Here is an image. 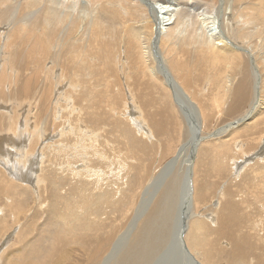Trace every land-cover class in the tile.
Listing matches in <instances>:
<instances>
[{
    "label": "bare ground",
    "instance_id": "1",
    "mask_svg": "<svg viewBox=\"0 0 264 264\" xmlns=\"http://www.w3.org/2000/svg\"><path fill=\"white\" fill-rule=\"evenodd\" d=\"M243 1L0 0L3 12V16L0 15V264H264V217L247 220L232 217L237 216V206L242 201L235 200L231 189V183H237L248 165L254 164L256 160H264V144L263 147L259 144L261 147L259 151L255 149L252 159L232 156L234 171L231 172L229 187L221 183L217 189L218 184H212L202 177L205 172H197L203 151L213 152L214 148L226 151L234 146L237 150L243 149V143L232 146L225 137L233 135L243 126L245 128L246 124L249 126L260 114H264L263 70H259L262 65L256 50H253L257 48L252 49L240 42L245 39L248 42L259 41L261 38L264 0H253L247 5ZM74 6L89 8L86 9L89 12L92 10L90 8L104 10L120 19L121 26H106L99 17L101 15H96L100 20L92 19L96 10L91 12L94 13L92 16L89 13V17L81 14L79 9L76 12ZM238 21L239 24H236ZM255 28L260 29L255 31ZM117 33L119 36L123 34V41L128 44L127 62L136 69L134 75L122 76L118 72L123 79L116 74L117 63H113L117 59L115 53L119 39V36L117 39L113 36L116 37ZM49 42L61 43L66 55L64 64H61V73L57 75L55 59L46 63L38 49L23 56L27 51L44 47ZM68 45L71 46L66 47ZM131 47L135 50H131L130 54ZM258 55L264 58V50ZM54 56L59 58L60 52L56 51ZM192 60H199L201 63H197V67L204 70L213 60L225 64L227 82L223 80L224 75L216 71L218 74L214 78L216 89L213 97L206 98V94L202 96L198 92L199 87L193 86L191 72L197 67L194 69L195 62L192 65ZM239 61L248 63L245 69L251 70L253 78L249 107L238 119L225 122L217 126L218 129L207 133L208 118L218 114L216 108L221 109L227 95L236 100L243 97L242 101L249 97L244 75L238 87L233 88L230 86L232 83H228L234 77L230 68ZM87 69L88 74L83 76L82 72ZM62 76L70 78L71 88L67 90L76 99L91 103L87 106L84 102L87 112L79 110L81 120L72 114L75 119L73 122L81 125L80 122L86 123L84 130H87V135L84 133V139H80L85 143L89 140L96 144L101 140L99 138L107 124L116 129V114H120L118 118L121 120L126 117L123 109L130 114L131 124L134 121V124L140 122L145 125L143 119L134 116L130 109L134 106V111L143 108L146 112L147 108L161 104L158 97L162 94L163 104L168 103L173 112L170 117L172 123L179 125V128L184 123L187 125V138L180 141L178 146L174 143L179 141L173 137L164 141L161 152L163 154L166 150L172 158L164 165L161 164V158L160 161L159 158L153 161L155 167L152 168L141 201L126 231L121 232L118 238L115 232L103 233V237L95 236V232L99 231L97 225L108 226L112 214L124 203V200L117 201V167L114 160H109L115 164L113 166L105 164L108 162L107 156L100 146L93 145L92 149H88L84 142L79 141L82 135L79 137L78 133L83 131H78L79 124L76 130L72 126L68 129L61 126L64 122L60 125L55 120L58 133L54 135L53 127L51 135L50 131L46 132L49 130V126L46 127L48 122L46 125L41 122L39 131L35 130L34 126L40 119L33 116V110L36 108L34 114L38 115L40 112H49L50 118L56 112L53 110L57 104L61 103L59 99H64L59 96L57 102L54 96L55 91L62 95L59 85L64 86L63 81L66 80ZM134 76L140 78V82L134 84L131 79L136 78ZM54 78H58V81ZM115 82L116 98L115 95H109V90L112 93L113 89H107V96L102 87L96 88V85L103 83L105 88H112L116 86ZM58 88L61 90L57 91ZM202 90L205 91L204 88ZM22 98L25 101L31 99L28 100L30 105L32 102L35 107L27 106L34 109H30L32 112L29 110L30 118L24 116V124L19 125L20 114L23 113L20 108L22 100L19 99ZM137 101L140 105H135ZM148 112L147 122L153 124L156 134L162 133V126L154 121H158L160 113L154 112L153 117L152 112ZM23 114L27 115V112ZM69 115L67 125L72 123ZM159 121L163 122L164 118L163 121L159 118ZM142 124L139 131L145 127ZM43 128L48 129L45 131ZM120 130L129 133L127 128ZM89 132L91 135H88ZM149 132L145 130V133ZM37 136L40 144L36 142ZM125 137L132 139L129 135ZM190 140H193L190 149L193 152L184 154L182 159L181 151ZM8 141L12 143V148L7 145L6 150L1 149ZM206 141L210 144L207 147V144L204 145ZM77 161L79 163L76 164ZM226 162L222 160L221 164ZM110 166H115V169ZM257 170L264 172V167ZM104 202L109 204L105 205ZM222 203L224 205L217 217L216 210ZM251 212L255 213L253 210ZM75 248L83 251L85 257L80 256L78 259L74 255Z\"/></svg>",
    "mask_w": 264,
    "mask_h": 264
},
{
    "label": "rangeland",
    "instance_id": "2",
    "mask_svg": "<svg viewBox=\"0 0 264 264\" xmlns=\"http://www.w3.org/2000/svg\"><path fill=\"white\" fill-rule=\"evenodd\" d=\"M246 0H244L243 1V3H244V5H247V4H249L250 2H252L253 0H247L246 2H245ZM75 7L76 6H74V9H75ZM78 7V6H77ZM76 7V9H75V11L76 12H79L78 11V9L80 10V12H82L81 14H86V15H90L91 14V16H92V19L94 18H96L97 20H100L99 18H97L99 15H101V16H99L100 18H102L101 20H103L104 21V24L106 25V26H110V24H111V26H117V25H119V26H121V21H120V19H117V18H115V17H113L112 15H110L109 13H107L106 11H104V10H100V9H93V8H90V12L89 11H86V9L88 10L89 8H84V9H80L79 7L77 8ZM173 8H176V9H179L177 6H174ZM217 8H215V10H216ZM82 10V11H81ZM86 11V13H85V11ZM94 10H96V11H94ZM230 10V9H229ZM84 11V12H83ZM94 11V13H91V12H93ZM98 11H101V12H98ZM88 12V13H87ZM90 13V14H89ZM107 14V15H106ZM0 15H2L3 16V12H2V8L0 7ZM96 15H98L97 17H96ZM109 15V17L107 18V16ZM91 16H89V17H91ZM110 16H111V19H110ZM233 16V15H232ZM104 17V18H103ZM106 18V19H105ZM105 19V20H104ZM112 19H114L113 21L115 22V24H113L112 25V23H114L113 21H112ZM116 19V20H115ZM110 20V21H109ZM107 21V22H106ZM112 22V23H111ZM143 22V21H142ZM106 23H108V24H106ZM119 23V24H118ZM2 23H0V25H1ZM236 24H239V21L238 22H236ZM2 27V26H1ZM0 27V28H1ZM260 28H255L254 30L255 31H257V30H259ZM125 31V30H124ZM123 32V31H122ZM121 32V33H122ZM262 35H261V38H259L258 40L259 41H255V40H253L252 42L251 41H249L248 42V39H245V40H243V41H240L241 43H245V46L247 45V47H250V48H257V49H253L254 51H255V53H257V58H259V61L261 62H259L261 65H259V66H261L260 67V69L259 70H263V73L261 74L262 75V81L264 80V58L263 57H259V53L260 52H262L263 50H264V29L262 30ZM124 33V32H123ZM123 35V34H122ZM122 35H120L119 36V33H117V35H116V37L115 36H113L114 37V39H117L118 37L117 36H119V39H117V48H116V53H115V56H116V61H115V59H114V61H113V63H117L116 65L118 66H115V69H116V67H117V71H116V74L118 73V72H120V74H122V76H125L126 74L127 75H134L135 74V68H133L134 66L133 65H131V64H129L127 61H128V44H127V42H125L124 43V39L125 38H123V36ZM122 36V37H121ZM112 37V38H113ZM122 39V40H121ZM124 40V41H123ZM145 40H144V38H143V42H144ZM244 41H246V42H244ZM259 42V43H258ZM127 44V45H126ZM71 45H68V46H66V47H70ZM121 46V47H120ZM262 47H263V49H262ZM120 48H122V50H119L118 51V49H120ZM36 49H38L39 51H40V53L42 54V56H43V58L45 59V62L47 63V62H49V61H52L53 59H55V64H56V66H55V72H56V75L57 74H59V73H61V64L63 63V61H64V59L66 58V55H65V53L63 52V46H62V44L61 43H59V42H49V43H46L45 45H44V47H36L34 50H31V51H27V53H24L23 54V56H28L31 52H34ZM126 50V51H125ZM132 50V52L135 50V49H133L132 47H131V49H129V52ZM260 50V51H259ZM48 51H49V54H48ZM56 51H59L60 52V56H59V58H56L55 56H54V53L56 52ZM117 51H118V53H117ZM120 53V54H119ZM130 54H131V52H130ZM129 54V55H130ZM98 55V53L97 52H95V56H97ZM121 55V56H120ZM126 55V57H124ZM263 55V54H262ZM262 55H260V56H262ZM95 56H93L95 59H96V57ZM118 56V57H117ZM122 57V58H121ZM118 58H119V61H118ZM263 58V59H262ZM122 59H124V61H125V63H124V61L122 62ZM101 61V60H100ZM118 61V62H117ZM193 62H192V65H193V63H194V69H195V67H197V63H199L200 61L199 60H192ZM197 61V62H196ZM129 62H130V60H129ZM101 63H102V61H101ZM131 63V62H130ZM201 63V62H200ZM64 64V63H63ZM196 64V65H195ZM221 64V65H220ZM243 64V65H242ZM245 64V65H244ZM120 66H122V67H120ZM132 66V67H131ZM246 66V67H245ZM247 66H249L248 65V63L247 62H244V61H239V62H236L231 68H230V72H231V74L234 76L233 77V79L231 80V81H229L228 83L229 84H231L232 83V85H230V86H232L233 88L235 87H238L237 86V84L241 81L240 79H241V77H243V75L245 76V78H246V87H249V89H248V91H249V94H248V96L249 97H247V100L246 101H242V99H243V97H240L239 99H241V100H239V99H237L236 100V98H234V97H228V95L224 98L225 99V101H224V103H223V105H221L222 107H221V109L220 110H218V108H220V107H218V108H216V110L217 111H219V112H217L218 114L217 115H212L210 118H208V121L206 122L207 123V126H208V128L206 129V131H207V133H210L211 131H213V130H215L216 128H217V126H219V125H223V123L225 124V122L227 123V122H231V121H233V120H236V119H238L239 117H241V115H243L244 113H245V111H246V109L249 107V104H250V101H251V97H252V94H253V90H252V87H253V78H252V75H250V71L251 70H249V68L248 69H245V68H247ZM127 67V68H126ZM133 68V69H132ZM137 68V67H136ZM198 68V70H196ZM195 70H193L191 73H193L192 74V76H193V86H196V87H199V88H197V89H199L198 90V92L203 96L204 94H206V96H204V97H206V98H211V97H213L214 96V92H215V89H216V84H214L215 83V76L218 74H216V71L217 72H219V74L220 75H224L223 76V80H224V82L226 83L227 82V80H225V71H226V68H225V64H222L219 60L218 61H215V60H213L212 62H209L207 65H206V69L204 70V68H199V67H197ZM127 69V70H126ZM119 70V71H118ZM121 70V71H120ZM55 72H54V75H55ZM262 71H260V73H261ZM77 73V72H76ZM211 73V74H210ZM229 73V72H228ZM88 74V69L86 70V71H84V72H82V75L83 76H85V75H87ZM119 74V73H118ZM117 74V75H118ZM119 74V77L121 76ZM125 74V75H124ZM194 74H195V76H194ZM202 74V75H201ZM117 75H115V77H117ZM230 74H227V76H229ZM121 76V77H122ZM197 76V77H196ZM63 78H65V76H62ZM134 77H136V78H132L131 77V79H132V82L135 84V83H137V81L138 82H140V78H138L137 76H134ZM240 77V78H239ZM62 78V81L64 80ZM124 77H122V79H123ZM198 78V79H197ZM238 78H239V80H238ZM56 81H58V78H54ZM60 79V78H59ZM66 80H64L63 81V83H65L64 84V86L63 85H59L60 83H62V81H60L59 80V82H57V84L61 87V89L60 88H58V90L57 91H59V90H61V91H63V92H66L65 94L62 92V95L60 94V93H58V92H56L55 91V94H54V96H55V99L57 100V102L60 100V104L58 103L57 105L58 106H56V108L57 107H59V109H56L55 108V110H53V111H56L55 113H53L52 114V116L49 118L48 117V114H49V112H40V114L42 115V116H39L38 114H34L35 112H36V108L33 110L32 109V107H35L34 106V104L31 102V105H30V101H28V100H31V99H26V101L22 98V99H19V101H21V103H20V108H21V110H23V113H25V112H27V115H25V114H23L22 112H21V116L22 117H20V119H19V125H23L24 124V116L25 117H28V118H30V114L31 113H29L31 110H33L34 112H33V116H35L36 117V119L38 120V119H40V120H38L37 122H38V124L36 123V125L37 126H34L35 127V130L36 129H38L37 131H39V127H41L42 126V123L43 124H45L46 125V123H47V125H46V127H48L49 128V130H47L46 128H43V129H45V131L46 132H49V135H51V133L53 132L52 131V127H53V129H54V133H53V135L54 134H56V133H58V132H56L57 130V127L55 128V126H57V124H56V122H55V120L56 121H59V123H60V125L61 124H63V122H64V124L63 125H61V126H66L68 129H70V126H72V127H74V129L76 130L77 129V127L76 126H78V122H73L75 119H74V116H80L81 115V118H82V114L80 113L79 114V112L80 111H82V112H87V110H86V105L88 106V105H91V103L89 102V104L88 103H86V101L85 100H82L83 102H81V100L79 101L78 99H76V96L75 95H73L72 93H70L68 90L71 88L70 87V82L69 81H71L70 80V78L68 77V78H65ZM69 79V80H68ZM135 79V80H134ZM138 79V80H137ZM196 79V80H195ZM200 79V80H199ZM212 79V80H211ZM213 79H214V82H213ZM68 80V81H67ZM202 80V81H201ZM211 80V81H210ZM237 80V81H236ZM249 80V81H248ZM141 81H143V80H141ZM223 82V83H224ZM236 82V83H235ZM62 83V84H63ZM72 83V82H71ZM195 83V84H194ZM205 83V84H204ZM56 84V85H57ZM143 84H144V81H143ZM204 84V86H202ZM207 84V85H206ZM228 84V85H229ZM263 84H264V81H263ZM262 84V85H263ZM105 83H103V84H98V85H96V88H97V86L99 87V88H103L104 90H103V93H105V95H107L108 96V92H107V89L109 90V89H113V92L111 93V91L109 90V95H115L116 93H117V83L115 82V87H112V88H110V87H106L105 88ZM146 86V85H145ZM214 86V87H213ZM65 87V88H64ZM69 87V88H68ZM87 88H89V87H87ZM202 88H204L205 89V91H203L202 90ZM210 88V89H209ZM63 89H65V90H63ZM68 89V90H67ZM106 89V90H105ZM67 90V91H66ZM58 95H57V94ZM100 94H102L101 92H99ZM211 93V94H210ZM67 94H70V96H72L73 95V97H71V98H74V99H71V98H69V95H67ZM262 97H263V100H264V86H263V91H262ZM65 95H67V96H65ZM201 95H200V97H201ZM208 95V96H207ZM62 97L63 96V98L65 99H59L58 97ZM65 96V97H64ZM162 96H163V94L160 96V97H158L159 99H160V101H161V104H155L154 106H151L150 108H147L148 109V111L150 110L151 112H152V116H153V113L154 112H159L160 113V116H159V118H161L162 119V121H163V118H164V121L163 122H160L159 121V118H158V121L157 120H155L154 119V121H155V123H157V124H159L160 126H162V128H163V132L161 133H158V134H156L155 132H154V126H153V124H150V123H148L147 122V116H146V114L147 113H149L148 111H146V112H144V109L142 108V109H138L137 108V110H138V112H136V111H134V106L130 109V111H131V113L132 114H134V116L136 115L137 116V118H141V119H143L142 120V122L143 123H145V125L144 124H142V125H144L145 127V129L144 128H142V130H140L139 131V127L141 126V124H140V122H137V123H135L134 124V121H131L132 122V124L130 123V114L129 113H127V110L126 109H123V111L125 112V113H123L126 117H128V118H126V117H124L122 120L121 119H119L118 117H119V115L118 114H116V116H117V128L115 129V128H112V125H106L105 126V130H104V132H102V136H100V138L99 139H101V140H98L97 142H96V144L93 142L92 143V141H89V140H87L88 142H84V140H80V139H84V135L86 134L87 135V130L85 131L84 129H86V125L84 126V124H86L85 122H84V124H83V122H80V123H82V125L81 124H79V130L78 131H81V130H83V131H81V132H77L78 134H79V137L81 136V138H79V141H81V143H83L84 144V146H86L88 149H92V147H93V145L95 146H97V147H101L102 149V151L105 153V155L107 156V160H108V162H106L105 164H110L111 166H113V165H115L116 167H117V187H118V189H117V194H116V196H117V201H119V200H124V203L123 204H121V206L122 207H120V206H118V211H116L115 212V214H112L113 216H111L112 217V219L108 222L109 224H108V226H101L100 227V225L98 224L97 225V227L99 228V231L98 232H95L96 234H95V236H101V237H103L104 235H103V233L104 234H106V232H109L108 234H110V232L113 234L114 232L116 233V235H117V237L116 238H118V236H120L122 233L121 232H125L126 231V229H127V226H128V224H129V222H130V220H131V218L133 217V215L132 214H134L135 213V209H136V207H137V205H139V203H140V201H141V197H142V195H143V191H144V189L146 188V185H147V183H148V181H149V178L151 177V174H152V172H153V169L152 168H154L155 167V164H154V162L155 161H157V158H159V161H160V158H161V161H162V165H164V163H166V161L167 160H169L170 158H172V155L170 154V153H168V152H166V150H165V152L163 151V154H162V146L164 145V141H166L167 139L169 140L171 137H173L174 139H176L177 141H179V142H177V143H174L176 146H178V144L180 143V141H184L185 140V138H187L186 137V135H187V125H185V123L183 124V126L182 127H180L179 128V125H176V124H174V123H172V121L170 120V117L173 115V112H172V110H170L169 109V106L166 104H163V102H162V100H163V98H162ZM115 98H116V95L114 96ZM59 99V100H58ZM70 99V100H69ZM67 100V101H66ZM25 101V102H24ZM28 101V102H27ZM63 101V102H62ZM77 101V102H76ZM78 101H79V103L81 102L82 103V105H79V103H78ZM23 102V103H22ZM75 102V103H74ZM86 103V105H85V103ZM138 102V101H137ZM136 102V104L135 105H140V103L138 102L137 103ZM170 102V101H169ZM234 102V103H233ZM264 102V101H263ZM29 103V104H28ZM63 103V104H62ZM78 105H77V104ZM80 103V104H81ZM23 104H25V105H23ZM33 104V105H32ZM66 108V109H64V107L62 106V105ZM72 104V105H71ZM74 104H76V105H74ZM32 106L31 108L30 107H27V106ZM66 105V106H65ZM83 105H85V107L83 106ZM229 105V106H228ZM63 108H61V107ZM158 108H157V107ZM227 106V107H226ZM234 106V107H233ZM69 107V108H68ZM71 107V108H70ZM79 107V108H78ZM81 107V108H80ZM165 107V108H164ZM263 107H264V105H263ZM76 108V109H75ZM83 108H84V110H83ZM14 109H15V107H14ZM31 109V110H30ZM68 109V110H67ZM71 109H73L74 110V113L76 112V114H74L72 111L73 110H71ZM227 111H226V110ZM16 110V109H15ZM30 110V111H29ZM40 110V109H39ZM59 110H61V112L59 111ZM78 110V111H77ZM80 110V111H79ZM156 110V111H155ZM262 110V109H261ZM62 111H66V112H62ZM67 111H69V113L67 112ZM141 111V112H140ZM163 111L165 112L166 111V113L165 114H163ZM264 111V110H263ZM32 112V111H31ZM171 112V113H170ZM64 113H66V115L64 114ZM47 114V115H46ZM55 114H56V119H55ZM62 114H64V115H62ZM68 114H70L69 116V118H70V120H71V124L70 125H67L69 122L68 121H66V119H67V117H68ZM74 116H73V115ZM79 114V115H78ZM37 115V116H36ZM44 115V116H43ZM62 115V116H61ZM84 115V114H83ZM32 115H31V118H33L34 119V117H33ZM47 116V117H46ZM53 116H54V118H53ZM59 116H60V118H59ZM64 116V117H63ZM40 117V118H39ZM43 119H42V118ZM46 117V118H45ZM154 117V116H153ZM51 119L50 120V122H49V119ZM53 119V120H52ZM62 120V121H61ZM65 120V121H64ZM69 120V119H68ZM79 120H81L80 119V117H79ZM140 120V119H139ZM145 121V122H144ZM40 122V123H39ZM42 122V123H41ZM52 122V123H51ZM62 122V123H61ZM66 122V123H65ZM121 122V123H120ZM256 122V123H255ZM254 123H251V124H249V126H247V124L245 125V128H244V126L242 127V129L241 128H239L238 130H237V132L236 133H234L233 135H229L228 137H225V139H227L228 141H230V143H231V145L232 146H234V144H244L243 145V149L241 148L240 150H237L236 148H235V146L234 147H231V148H229V149H227L226 151L225 150H223V149H220V148H214V151L212 152V151H203L204 153H206V154H204L203 153V155H201V157H200V160H201V162H199V165H198V169H197V172L199 173V174H203L204 172V174H203V176L202 177H205L206 179H207V181L208 182H211L212 184H218V188L217 189H219V185H221V183L222 184H224L225 185V183H226V185H227V187H229V185H230V182L232 181V173H233V171H234V169H233V171H232V166H231V161H232V158L234 157H237V158H242V157H244L246 160L247 159H252V154L253 153H255L256 152V150H258V149H260V145H262V147H263V142H264V114H260V116L258 117V119L255 121ZM54 123V124H53ZM123 123V124H122ZM56 124V125H55ZM41 125V126H40ZM51 125V126H50ZM54 125V126H53ZM90 125V124H89ZM133 125V126H132ZM250 125H252V126H250ZM12 127H16V126H14V125H11ZM29 129L31 130V124H30V121H29ZM38 127V128H37ZM71 127V128H72ZM82 127H83V129H82ZM147 127V128H146ZM171 127V128H170ZM246 127H248V128H246ZM251 127H253V128H251ZM93 128H95V127H93ZM109 128H111V129H109ZM121 128H127L128 129V132L129 133H124V132H122L120 129ZM18 129V128H17ZM88 129V131H90L89 130V128H87ZM146 129H148V130H150L151 132H149V134L148 133H145V130ZM175 131H174V130ZM218 129V128H217ZM261 130V133L259 132L260 130ZM16 130V129H15ZM14 130V131H15ZM34 130V131H35ZM59 130V129H58ZM93 130V129H92ZM243 130V131H242ZM250 131V132H249ZM30 132V131H29ZM90 132H92V131H90ZM88 133V135H91V133ZM111 132V133H110ZM178 132V133H177ZM76 133V132H75ZM83 133V134H82ZM85 133V134H84ZM92 133H97L96 131L94 132H92ZM110 133V134H109ZM139 133V134H138ZM164 133V134H163ZM175 133V134H174ZM232 133V132H231ZM248 133V134H247ZM254 133V134H253ZM259 133V134H258ZM17 134H18V132H17ZM48 134V133H47ZM147 136H146V135ZM251 134H253V135H251ZM125 135H129L130 137H132V139H128L127 137H125ZM152 135V136H151ZM168 135V136H167ZM140 136V137H139ZM146 136V137H145ZM185 136V137H184ZM50 137V136H49ZM83 137V138H82ZM109 137V138H108ZM123 137V138H122ZM148 137H150V138H148ZM232 137V138H231ZM5 138H7V136L5 137ZM56 138H58V136L56 137ZM77 138V139H78ZM155 140H154V139ZM182 138V139H181ZM53 139H55V138H53ZM73 139H74V136H73ZM111 139V140H110ZM224 139V138H223ZM235 139V140H234ZM258 139V140H257ZM40 140V138L37 136L36 137V142H38ZM150 140V141H149ZM238 140H240V141H238ZM262 140V141H261ZM79 141L78 140H76V143H78L79 144ZM100 141H102L101 143H100ZM131 141V142H130ZM154 141V142H153ZM239 143H238V142ZM40 142L41 141H39L38 142V144H40ZM192 142H193V140H190L189 141V143H188V145L181 151V153H182V159H183V155L184 154H187L188 152L189 153H191V152H193L192 150H190L191 149V147H192ZM209 141H206L205 143H204V145H206L207 143H208ZM235 142H237V143H235ZM241 142V143H240ZM259 142V143H258ZM105 143V144H104ZM149 143V144H148ZM38 144H36V146L38 145ZM87 144V145H86ZM144 144V145H143ZM159 144H161V146L159 145ZM260 144V145H259ZM7 145H11L10 147L12 148V143L10 142V141H8L5 145H3V148H1V149H4V150H6V147H7ZM81 145V144H80ZM89 145L91 146V147H89ZM208 145H210V144H207L205 147H207ZM259 145V146H258ZM35 146V147H36ZM39 146V145H38ZM38 146H37V148H38ZM142 148H141V147ZM160 147V148H159ZM258 147V148H257ZM112 148V149H111ZM150 148V149H149ZM110 149V150H109ZM161 149V150H160ZM236 149V150H235ZM256 149V150H255ZM229 150L231 151V152H229ZM115 151H117L116 153H115ZM253 151V152H252ZM259 151V150H258ZM6 152V151H5ZM86 152V151H85ZM89 152H90V150H89ZM146 152V153H145ZM9 153V152H8ZM13 153L15 154L16 153V151L14 150L13 151ZM225 153V154H224ZM1 154H3V153H1ZM170 154V155H169ZM220 154V155H219ZM222 154V155H221ZM249 154V155H248ZM250 154H251V156H250ZM141 155V156H140ZM161 155H163V157L161 156ZM167 155H169L168 157H167ZM247 155V156H246ZM115 156V157H114ZM158 156V157H157ZM233 156V157H232ZM151 157V158H150ZM165 157H167V158H165ZM226 157H229V158H227L226 159ZM249 157H251V158H249ZM114 158V159H113ZM156 160H155V159ZM210 158V159H209ZM220 158V159H219ZM222 158V159H221ZM109 160H111V161H113L115 164H112L111 162H109ZM117 160V161H116ZM227 161L224 165H222L221 164V161ZM79 161V160H78ZM76 162V164L77 163H79V162ZM154 161V162H153ZM203 161V162H202ZM82 162V161H81ZM137 162V163H136ZM229 162V163H228ZM153 163V164H152ZM210 163V164H209ZM220 163V164H219ZM152 164V165H151ZM158 164H160V162L158 163ZM201 164V165H200ZM140 165V166H139ZM212 165V166H211ZM256 165V166H255ZM110 166V167H111ZM115 166L114 167H111L113 170L115 169ZM126 166V167H125ZM154 166V167H153ZM264 167V160H256V162L254 163V164H251V165H248L247 167H246V169H245V171L243 172V174L240 176V178L237 180V183H231V189L233 190V192H234V195H235V200L237 201V200H239V201H237V202H241L242 201V203L240 204V205H238L237 206V208H238V210L236 211L238 214H237V216H232V217H234V218H240V217H242L243 218V220H247L246 218H252V219H259V218H261V217H264V172H262L261 170H257L259 167ZM82 167V166H81ZM226 167V168H225ZM254 167V168H253ZM256 167H257V169H256ZM111 168H109L110 170H112ZM127 168V169H126ZM249 168L251 169L250 170V172H249ZM108 169V168H107ZM149 171H148V170ZM207 169V170H206ZM28 170V168H26L25 169V171H27ZM127 170V171H126ZM254 170L255 171H257V172H254ZM126 171V172H125ZM247 171V172H246ZM253 173H252V172ZM208 172V173H207ZM232 172V173H231ZM209 174V175H208ZM230 176H229V175ZM263 174V175H262ZM206 175V176H205ZM247 175V176H246ZM220 177V178H219ZM263 177V178H262ZM251 178H252V180H251ZM128 179V180H127ZM227 179V180H226ZM230 179V180H229ZM259 180V182H258V180ZM225 180H226V182H225ZM229 180V181H228ZM239 184V185H238ZM242 184V185H241ZM236 185V186H235ZM142 186V187H141ZM248 187V188H247ZM250 188V189H249ZM253 188V189H252ZM225 191V190H224ZM216 193H217V190H216ZM215 193V194H216ZM250 193V194H249ZM127 195V196H126ZM216 196V195H215ZM248 199V200H247ZM5 202V201H4ZM207 203H209L210 204V202L209 201H207ZM206 203V204H207ZM249 203H250V205H249ZM104 204L105 205H107V204H109L108 202H104ZM224 205V203H222L221 205H220V207L219 208H217V210H216V216L218 217V211H220V209H221V207ZM0 206H1V204H0ZM115 206H117V205H114L113 207H115ZM263 207V208H262ZM253 210L255 213H253V212H251V210ZM107 209H111V208H107ZM120 209V210H119ZM245 210V211H244ZM261 210V211H260ZM241 214V215H240ZM111 214H109V216H110ZM119 215V216H118ZM128 221V222H127ZM125 224H127V225H125ZM125 227V228H124ZM101 228V229H100ZM124 228V229H123ZM115 229V230H114ZM243 230H245L246 231V228H244ZM98 233V234H97ZM75 253L76 254H74V255H76V257L79 259V257L81 256H83L82 258H84L85 257V254H83V251H80V250H78L77 248H75ZM81 254V255H80ZM78 255V256H77ZM75 257V258H76Z\"/></svg>",
    "mask_w": 264,
    "mask_h": 264
}]
</instances>
